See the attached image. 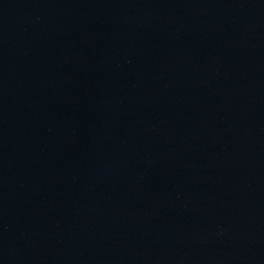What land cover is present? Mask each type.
<instances>
[{
  "label": "water",
  "instance_id": "water-1",
  "mask_svg": "<svg viewBox=\"0 0 264 264\" xmlns=\"http://www.w3.org/2000/svg\"><path fill=\"white\" fill-rule=\"evenodd\" d=\"M0 264H264V0H0Z\"/></svg>",
  "mask_w": 264,
  "mask_h": 264
}]
</instances>
